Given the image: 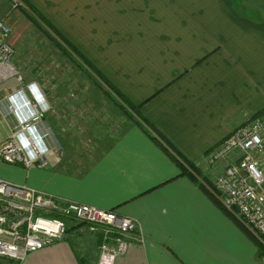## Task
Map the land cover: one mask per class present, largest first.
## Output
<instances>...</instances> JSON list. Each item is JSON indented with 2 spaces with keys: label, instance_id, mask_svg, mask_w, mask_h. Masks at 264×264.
<instances>
[{
  "label": "crops",
  "instance_id": "crops-1",
  "mask_svg": "<svg viewBox=\"0 0 264 264\" xmlns=\"http://www.w3.org/2000/svg\"><path fill=\"white\" fill-rule=\"evenodd\" d=\"M22 2L99 72L117 99L115 113H107L103 99L93 106L104 111L93 113L92 101L71 97L67 84L18 82L29 98L30 83L44 91L50 109L38 127L51 137L46 164L23 167L25 178L14 184L134 220L143 243L132 240L115 264H264L260 241L207 187L221 169L206 165L237 126L264 119V0ZM125 105L146 122L131 110L133 118L124 120ZM6 119L0 114V144L16 124ZM188 164L205 181L189 177ZM85 233L94 235L70 223L65 241L21 264H98L100 237Z\"/></svg>",
  "mask_w": 264,
  "mask_h": 264
},
{
  "label": "built area",
  "instance_id": "built-area-1",
  "mask_svg": "<svg viewBox=\"0 0 264 264\" xmlns=\"http://www.w3.org/2000/svg\"><path fill=\"white\" fill-rule=\"evenodd\" d=\"M9 1L13 10L25 7L22 0ZM11 33L10 25L0 20V85L13 77L24 82L13 65ZM27 88L31 98L20 88L0 99L5 116L16 119L10 136L0 144V159L30 169L46 164L51 132L38 127L50 109L44 91L36 83ZM206 162L221 169L213 192L223 208L264 244V119L245 120ZM70 223L85 225L100 237L98 264H115L132 240L143 243L130 218L0 180V258L21 264L29 254L65 241Z\"/></svg>",
  "mask_w": 264,
  "mask_h": 264
},
{
  "label": "rangeland",
  "instance_id": "rangeland-1",
  "mask_svg": "<svg viewBox=\"0 0 264 264\" xmlns=\"http://www.w3.org/2000/svg\"><path fill=\"white\" fill-rule=\"evenodd\" d=\"M0 20L7 22L12 29L11 40L16 52L12 61L13 65L16 64L15 61H18L16 66L21 68L19 70L24 81L30 82L38 79L47 87H53L57 83L67 84L74 91L71 92V97H88L92 101L93 113H98L105 109L100 103L97 104L99 110L95 109L93 104L97 103L96 99L107 101L109 105V107H106L107 113L110 109L111 112L112 110L114 111L112 113H115L116 109L111 107L113 106L111 101L116 97L108 91L109 87L104 88L101 85L104 84V81L99 79L87 64H82L77 58L69 61L62 52V47L68 48L32 12L29 10L23 11L22 9L13 10L9 0H0ZM18 87L20 86L18 85L17 77L3 82L0 85V99L4 100L6 95L14 92ZM124 109L125 111L122 112L124 120H127L128 117L133 118L132 115L134 114L127 105H125ZM5 112V108L1 107L0 114L4 119H6ZM3 128H1L0 134L5 133ZM24 168L21 164L10 165L0 159V180L14 184V179L22 176L25 178L28 170ZM193 172H196V176L203 178L201 171L196 167H194ZM193 172L190 171L191 174H194ZM78 225L82 226V224ZM85 234L87 235H85V238L94 236L88 233ZM261 245L264 246L260 241V247ZM93 247L97 250L98 245L94 243ZM0 264L17 263L0 258Z\"/></svg>",
  "mask_w": 264,
  "mask_h": 264
},
{
  "label": "trees",
  "instance_id": "trees-1",
  "mask_svg": "<svg viewBox=\"0 0 264 264\" xmlns=\"http://www.w3.org/2000/svg\"><path fill=\"white\" fill-rule=\"evenodd\" d=\"M24 6H25V4H24ZM26 8V7H25ZM23 11L25 10L24 8H21ZM29 11L30 12H32L35 16H36V18L37 19H39L42 23H43V25H45V27H47L51 32H52V34L53 35H55L74 55H75V57H77V59L82 63V64H87L93 71H94V73L98 76V78L99 79H102V81H104V84H106L108 87H109V89L111 90L112 89V87L108 84V82L99 74V72L95 69V68H93V66L90 64V63H88L86 60H84L78 53H77V51L75 50V49H73L72 48V46L69 44V43H67L63 38H62V36L51 26V24L50 23H48L47 22V20L46 19H44L42 16H40L35 10H33L32 8H29ZM63 49H65L64 47H62ZM66 50V49H65ZM118 96H119V94H117ZM120 98H121V100L125 103V104H127L126 103V101H125V99H123V97L122 96H119ZM129 106V105H128ZM129 108H130V110L131 111H133L138 117H139V119H140V121H142L143 123H145L146 121L142 118V116L137 112V110H135V108H132L131 106H129ZM147 133H149V135H150V132L147 130ZM152 136V135H151ZM152 138L153 139H155L153 136H152ZM188 167H189V170H187V171H185L186 172V174H188L189 175V177H192L193 179H195V175H197V174H195L196 172H193V170H194V166H192V165H190V164H188ZM193 169V170H192ZM190 171H192L194 174H191L190 173ZM203 181H205V178H201ZM205 183H207V182H205ZM207 187L210 189V190H214L213 189V185L212 184H208L207 183ZM205 188V192H207V194H208V190L206 189V187H204ZM212 196V195H211ZM213 197V196H212ZM218 204H219V202L218 201H216ZM219 206L226 212V214H228V215H230V216H232V214L230 213V212H228L226 209H224L223 208V206L221 205V204H219ZM261 250L263 249L264 250V246L263 245H261ZM262 250V251H263Z\"/></svg>",
  "mask_w": 264,
  "mask_h": 264
}]
</instances>
